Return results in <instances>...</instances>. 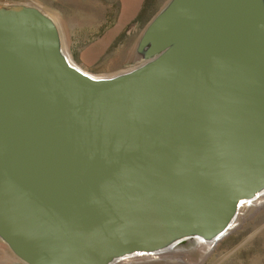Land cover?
<instances>
[{
    "label": "water",
    "instance_id": "water-1",
    "mask_svg": "<svg viewBox=\"0 0 264 264\" xmlns=\"http://www.w3.org/2000/svg\"><path fill=\"white\" fill-rule=\"evenodd\" d=\"M139 49L94 78L51 18L0 10V237L22 264L218 239L264 187V0H171Z\"/></svg>",
    "mask_w": 264,
    "mask_h": 264
},
{
    "label": "rangeland",
    "instance_id": "rangeland-1",
    "mask_svg": "<svg viewBox=\"0 0 264 264\" xmlns=\"http://www.w3.org/2000/svg\"><path fill=\"white\" fill-rule=\"evenodd\" d=\"M170 1L0 0V6L35 7L55 23L62 50L73 65L94 77L108 78L137 68L149 59L139 49L140 39ZM176 250L155 256H127L112 264H264V199L253 205L236 229L219 241L211 244L208 240L197 246L196 239H187ZM22 263L0 237V264Z\"/></svg>",
    "mask_w": 264,
    "mask_h": 264
},
{
    "label": "bare ground",
    "instance_id": "bare-ground-1",
    "mask_svg": "<svg viewBox=\"0 0 264 264\" xmlns=\"http://www.w3.org/2000/svg\"><path fill=\"white\" fill-rule=\"evenodd\" d=\"M25 6H27V5H17V6H11V7H8V8H4V7H1V6H0V10H13V9H18V8H20V7H25ZM28 7H29V6H28ZM30 7H32V6H30ZM66 55H67V54H66ZM67 58H68V60L71 62V64H73L72 61L70 60V57H69L68 55H67ZM84 72H85V71H84ZM90 76H92V75H90ZM92 77H94V76H92ZM94 78H98V77H94ZM263 194H264V187H263L262 189H260V190H259L254 196H252V197H248V198H242V199L239 201L238 208H237V210H236V212H235V214H234L232 220H231L230 223H229V228H228L227 232H226L223 236L219 237L218 239H211V240H210V241H211V244H213V243L219 241L221 238H223L224 236H226L229 232H233V231L236 229L237 225H238V221L243 219L245 213H246L248 210H250V208H251L253 205H258V204L261 203V200L264 199V196L261 197L260 199H256V197H257V196L259 197V196H261V195H263ZM258 197H257V198H258ZM249 212H250V211H249ZM238 216H239V218H238ZM236 217H237V218H236ZM237 219H238V220H237ZM187 239H191V240L196 239L197 246H200L202 243H204V242H206V241L209 240V239L204 240L203 238H201V237H196V236H192V237H188V238H182V239H179V240L177 241L178 243H177L176 245H174V246H170V247L165 248V249H162V250H156V251H151V252H146V251L137 250L136 252L130 253V254H128V255H125V256H121V257H117V258H115V259L112 261V263H114V262L117 261L118 259H122V258H125V257H127V256L142 255V254H145V253H149V254H152V255L155 256V255H157L158 253H160V252H162V251H165V250L177 251V250H176V246H177L179 243H181L182 241H185V240H187ZM213 240H214V241H213ZM112 263H111V264H112Z\"/></svg>",
    "mask_w": 264,
    "mask_h": 264
}]
</instances>
